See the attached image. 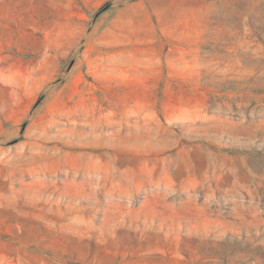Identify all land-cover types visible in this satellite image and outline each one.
I'll return each instance as SVG.
<instances>
[{"label": "rangeland", "instance_id": "1", "mask_svg": "<svg viewBox=\"0 0 264 264\" xmlns=\"http://www.w3.org/2000/svg\"><path fill=\"white\" fill-rule=\"evenodd\" d=\"M0 264H264V0H0Z\"/></svg>", "mask_w": 264, "mask_h": 264}]
</instances>
